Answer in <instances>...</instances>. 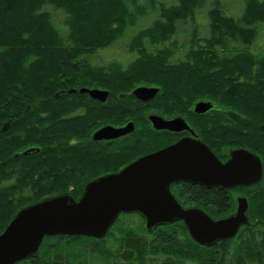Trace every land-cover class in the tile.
I'll return each instance as SVG.
<instances>
[{
	"label": "trees",
	"instance_id": "obj_1",
	"mask_svg": "<svg viewBox=\"0 0 264 264\" xmlns=\"http://www.w3.org/2000/svg\"><path fill=\"white\" fill-rule=\"evenodd\" d=\"M206 1L178 0V4L168 6L160 0H148L145 4L140 1L131 3L129 0H0V169L4 170L5 162L11 157L9 152L13 142L10 135L15 120L20 116L17 112L29 109L36 112V118L43 120L44 115L40 116L38 112L49 111L47 120H51L55 128L54 131L47 130V142L50 144L47 148L52 150L67 144L60 140L59 132H55L67 123H62L63 120L57 123L64 112L65 102H81L90 111L104 110L110 113L105 104L88 95L79 92L71 95L72 89L79 91V86L88 84L85 81L75 82L86 71L95 74L83 78L94 82L99 78L97 82H102L107 89L127 80L132 87L139 82L157 87L160 89L158 96L176 104L177 109H192L197 101L208 100L230 114L241 115L242 121L236 119L237 116L231 119L227 117L224 128L214 126L210 133L212 148H217L215 140L224 136L228 141L233 139L228 142V147L237 148L238 127L246 126L249 134L244 140H250L251 147L240 144L254 149L264 167V56L258 57L253 52L261 25H264V0H248L239 18L227 15L223 7L216 6L207 14L210 35L202 37L194 21L198 17L197 10ZM49 7L64 16L66 33L55 23L52 13L47 10ZM150 11L154 12L152 15H156V19L130 39L128 55L134 57L128 65L125 62H110L108 58L104 65H92L91 57L101 55L104 53L102 51L115 47L119 41L127 38L137 28L139 21L151 14ZM180 23L193 24L184 44H180L178 39ZM115 111L118 120L123 108H116ZM211 114H214L213 117L222 116L220 111L215 110ZM25 115L30 117L29 112ZM22 118V121L28 119L26 116ZM9 124L11 130L7 132L4 127ZM147 124L145 119L144 125ZM137 131L133 133L132 140L141 138ZM49 136L55 139L49 140ZM256 140L257 146L254 148ZM58 156L52 152L51 158L57 159L54 163L56 182L70 173H62L67 164L58 160ZM106 158L111 159L100 156L92 160L103 163ZM180 189L183 207L201 208L215 219L236 210V199L232 196L234 191L188 184H183ZM14 192V188L0 187V198L5 197L8 203ZM83 192L84 189H69L67 185L50 187L41 190L31 202L65 193L79 200ZM248 193L249 224L233 240L222 241L213 247H202L190 238L182 223L158 227L152 233H148L143 226L138 233L133 229L126 230L112 249L115 253L108 249V260L105 261L116 260V254L119 261L125 264H142L152 246L150 238L160 240L163 246L174 252L181 250L180 237L173 235H178L180 227L188 238L190 251H193L191 247L195 249L194 260L192 256L189 257V252L182 251L185 261H199L200 264L208 260L213 261L211 264H264V239L261 244H256L257 248L253 247L257 238L255 229H264V225L261 226L264 224V178L258 188L248 190ZM14 216L12 214L11 220ZM72 239L88 240L81 237L46 238L32 258L19 264H65L67 259H77L78 255L72 249H69L72 251L69 258L64 255L62 245ZM102 243L105 244V240ZM255 250L258 252L255 253ZM182 255L180 258H183Z\"/></svg>",
	"mask_w": 264,
	"mask_h": 264
},
{
	"label": "water",
	"instance_id": "obj_2",
	"mask_svg": "<svg viewBox=\"0 0 264 264\" xmlns=\"http://www.w3.org/2000/svg\"><path fill=\"white\" fill-rule=\"evenodd\" d=\"M94 99L105 101L108 93L81 90ZM159 88L139 87L133 95L141 102L153 100ZM213 104L200 101L196 113L212 110ZM157 130H176L182 119L166 120L152 115ZM134 123L125 127L107 126L94 139L109 140L128 135ZM263 179L260 157L245 149H235L230 159L222 162L203 142L182 139L176 144L148 154L121 171L90 182L79 200L69 193L46 198L20 210L0 234V264H18L32 258L46 238L84 237L102 240L121 215L138 214L145 230L183 223L194 242L203 247L234 239L249 224V201L237 199L236 211L214 219L201 208H184L171 191L181 182L227 191L259 184Z\"/></svg>",
	"mask_w": 264,
	"mask_h": 264
},
{
	"label": "flooded vegetation",
	"instance_id": "obj_3",
	"mask_svg": "<svg viewBox=\"0 0 264 264\" xmlns=\"http://www.w3.org/2000/svg\"><path fill=\"white\" fill-rule=\"evenodd\" d=\"M72 90H75L76 92L72 93L71 95H77L79 92L78 89H72ZM109 91L111 90L110 89L106 90V92L108 93L107 96L108 101H110V97L112 95V93H110ZM87 95L90 98H92L89 94ZM131 95L134 98H136L132 93ZM119 98H121V100H128L129 97L127 98L125 94H120ZM95 101L108 105L107 102H102L99 100H95ZM151 101L140 102V103L148 104ZM200 101H207V100H200ZM207 102H212V101H207ZM212 103L214 105L212 110L203 114L195 112L194 110L195 104L187 115H184L182 113H176V114L174 113L175 116L165 117L161 114L149 112L147 117H145L146 122L148 123L146 126L147 132L144 135H142L141 138L136 143L141 142L140 148L142 150H144L149 146L150 147L159 146V144L162 145L157 150L145 154L146 156L148 154L157 152L168 146L176 144L182 139L199 140L201 142L206 143L215 152V154L220 158L222 162H226L229 159L230 154L228 158L222 159V157H220L218 154V150L219 151L221 150L219 148L218 149L212 148V141L209 132L213 131L214 124L212 122H207V121H211V119H207L206 117L209 114H211L213 110L220 111L222 115L223 114L227 115V112L223 110L222 107L220 108L219 106L217 107V105L214 102ZM90 105L92 106L93 104ZM120 108L121 107L119 106V109ZM126 108L127 107L123 108L122 114L120 115L118 120H116L115 118L116 105L110 108V113H107L104 110L102 112L90 111V109L81 102H73L72 104L65 102L64 112L62 114V117L57 121V123H59L62 120H63L62 123L64 122L67 123L61 126L60 129H57L55 132H59L60 140H62V142L67 144H62L60 146V149H54V150L50 149V147L47 148V145L48 146L50 145L49 142H47V130L50 131L53 128H55L53 127L52 121L49 119L47 120V116H50L49 111L46 110L44 112L42 111L38 112L40 116L44 115L45 119L43 120L36 118V112L28 111L29 109L23 112H17V114H19L20 116L15 120L14 126L12 127V131H11L12 133L10 135L13 142L11 157L5 162L4 170L0 169V187L2 189L14 188L15 189L14 194L15 193L17 194V195L15 194V196L20 195L21 197L30 200V203L27 204L29 206L36 203V201L31 202V200L34 199L35 196L39 195V192L41 190H47V188L50 187L53 188L62 187L65 185H67L69 189H85L86 186L93 180L108 174L115 173L116 171L115 172L106 171L102 175H97L98 173L94 175V172H92L93 169L98 168L101 162L95 163L93 162L92 158L93 157L100 158V156H106V154H110L111 155L110 157L112 159L113 154L107 151H114L115 148H123L131 144L133 141L131 137L134 132L132 134L119 137L117 139H109V140L106 139L96 140L94 139V136L98 131H100L101 129L107 126L121 128L131 123L132 121L127 122ZM27 112L30 113V117L28 115H25L27 114ZM100 114H104L105 116L101 117L99 116ZM152 115L161 116L166 120L182 119L185 121L187 125L184 126L182 123L174 131L157 130L153 127L150 121V116ZM22 116H26L28 117V119L22 121L21 120L23 119ZM238 117H242V116L239 115ZM106 118H108L109 121H105ZM238 120L242 121V118H239ZM206 126H208L209 128H207ZM41 127H43V129H41ZM239 127L240 129H242V125ZM7 128H8L7 131H9L10 129L9 126H7ZM52 131H54V129ZM56 135L57 134L55 133V136ZM52 138L53 136L51 137L49 136V140ZM53 146H57V145H53ZM238 148L245 149L242 145H240ZM247 150L256 153L254 150H250V149ZM53 151L54 153H57L59 155L60 158L58 160L65 161V163L67 164L66 168L65 169L63 168L62 173L70 172L67 177L61 178L57 182L54 173L55 168H51V170L47 169L48 166L47 164L51 165L52 163H55L57 161V159L51 161L52 159L51 155ZM120 154H122V151L119 152L118 155L117 154L115 155L119 156ZM48 178L51 179L49 180ZM63 180H66L67 182H63ZM183 184L194 185L186 182H181L179 184L172 185V189L174 190V192H176L174 193V195L181 205H183V203L180 201L183 194L180 192L181 190L180 188ZM259 185L260 183L252 186H241L236 188L235 190L256 189L258 188ZM194 186H200L208 189L219 188L225 192H228L227 190L220 187H206L201 185H194ZM230 191H234V190H230ZM27 205H25V207H27Z\"/></svg>",
	"mask_w": 264,
	"mask_h": 264
},
{
	"label": "rangeland",
	"instance_id": "obj_4",
	"mask_svg": "<svg viewBox=\"0 0 264 264\" xmlns=\"http://www.w3.org/2000/svg\"><path fill=\"white\" fill-rule=\"evenodd\" d=\"M131 3L135 2V1H140L141 4H145L146 2H148V0H129ZM248 0H207L206 3L204 4V6L202 8H200L198 11V17L197 19L194 21L196 22V24L198 25L200 32H201V36L202 37H208L210 35V20L207 17V14L209 11L213 10L216 6H220L223 7V9H225V12L227 15L229 16H233L235 18H239L241 17V15H243L244 12V8H245V4ZM258 2L260 0H257ZM161 3H163L164 5H176L178 4V0H160ZM219 4H218V3ZM218 4V5H217ZM47 10L52 13L53 17H54V21L55 23L58 25L59 28H61L62 30H65L66 33V27L64 24V16L58 12L57 10H55L53 7H49L47 8ZM155 10V9H154ZM57 11V12H56ZM156 12V10H155ZM150 15L147 16L146 19H141L139 21V24L137 26L136 29H134V31H131L128 35L127 38L119 41L115 47L110 48L108 50L102 51L104 53H102L101 55H95L94 57H91L93 60L92 65L94 66H100V65H104V63L106 62L107 58L108 61H112V62H117V63H123L125 62L126 65H128L129 62H131V60L133 59V57L128 55V44L130 42V39L136 34V32H138V30L143 29V28H147L153 20L156 19V15H152V11H150ZM155 17V18H154ZM193 28V24L192 23H188V24H179V36L178 39L180 41V44H184L187 39L189 38L191 31ZM256 46H255V50L253 49V52L256 56L260 57V56H264V25H261V29L259 31V38L258 41L256 42ZM82 75L80 76L79 79L75 80L76 84L78 83H83L84 81L87 82V85H82L79 86L81 90L85 89V90H101V91H106L109 90L106 87L102 86V82H97L99 81V78L96 80V82L91 81L90 79L83 78V76H88L91 77L93 76L95 73L94 72H82ZM97 74V73H96ZM115 80V79H114ZM127 80V79H126ZM128 81V80H127ZM126 82H121L120 84H117L118 86L116 87H111V91H109L110 93H112L111 97H110V101H103V102H107L108 105H105V107H107L106 109L110 111V108H112L113 106L116 105V108L119 109V106L121 108H126V113H127V122H135V126H136V130L137 133L139 135H144L147 132V127L144 125L145 122V117H147V115L149 114V112H153V113H157V114H161L165 117H169V116H175L174 113H182L184 115H187L189 113V111L191 109H184V108H180L177 109L176 104H174L173 102H167L163 99H161L162 97L157 96L154 100H152L150 103L148 104H143L140 103L141 101L138 102V100L136 98H134L131 95V92L134 91L135 89L139 88V87H153L149 84H145L142 82L136 83L134 84V87H132L133 85ZM90 82V83H89ZM93 82V83H91ZM89 93H81V95H87ZM120 94H125L128 98V100H121V98H119ZM90 95V94H89ZM114 97V99H113ZM158 98V99H157ZM83 102V101H82ZM128 103V104H127ZM174 107V108H173ZM165 113V114H162ZM214 114H209L206 118L207 119H211V121H207V122H212L214 124V126L216 125H220L221 128H224L226 126L227 123V117L231 118H235V116H237L236 119L242 118V117H238L239 115L236 114H230L227 113L223 114L222 116H215L213 117ZM100 116H105L104 114H100ZM141 119V120H140ZM105 121H109L108 118H106ZM126 122V123H127ZM140 123V124H139ZM43 125V124H42ZM7 126V125H6ZM10 130H11V126L10 124L8 125ZM207 128H209L208 126H206ZM246 127V126H245ZM242 127V129H240V127H238V137L237 142L238 145H242L245 144L249 147H251V145L249 144L250 140H244L246 138H248V134H249V128L248 127ZM5 130H7V127H4ZM38 128V127H37ZM41 129H43V127H41ZM214 129V127H213ZM9 130V131H10ZM8 132V131H7ZM203 133V132H202ZM212 133V132H209ZM203 136V135H202ZM138 139H134L132 141L131 144L123 147V148H115L114 151H107L111 154H113V158L109 159L106 158L103 160V163L99 164L98 168L93 169L92 172H94V175L96 173H100V172H106V171H120L123 168H125L126 166L130 165L131 163L135 162L136 160H138L139 158H141V156H145V154L150 153L152 151L157 150L158 148H160L162 145L159 144V146H149L147 148H145L144 150H142L140 147V143H136ZM236 139L234 141H236ZM40 140V139H38ZM232 140H227V137H223L220 139H216L215 143L217 145V149L219 148L221 151L218 150V154L220 157H222V159H226L229 157L230 152L233 149H239L238 147H228V142H231ZM242 143V144H240ZM256 143L257 140L255 141L254 144V148H256ZM38 145V144H36ZM245 149H250V150H254L251 149L247 146L242 145ZM216 149V150H217ZM12 150V145H11V149ZM122 151V154H120L119 156H116L115 154H119V152ZM255 151V150H254ZM256 152V151H255ZM11 153V152H9ZM257 153V152H256ZM257 155H259L257 153ZM106 156L110 157V154H106ZM104 156V157H106ZM124 156V157H123ZM260 156V155H259ZM59 157V156H58ZM56 160L54 157L51 159V161ZM47 169L51 170V168H54V163H52L51 165L47 164ZM102 175V174H101ZM255 191V190H252ZM176 193V192H175ZM16 194V193H15ZM15 194L13 196H11L9 198L8 204L3 198H0V232H2L4 229H6L8 227V225L11 223V221L14 219V214L18 213V211H20L22 208L25 207V205L30 203L29 199H26L24 197L19 196H15ZM17 195V194H16ZM233 197L236 199L238 196L242 195V196H246L248 199L249 198V193L248 190H237L232 192ZM23 206V207H22ZM28 206V205H27ZM20 207H22L21 209H19ZM12 214H13V219L12 218ZM11 220V221H10ZM10 221V223L7 224V222ZM7 224V225H6ZM264 224H261V226ZM6 226V227H5ZM143 226H144V222L143 219L138 216V215H124L121 216L118 220V222L114 225V227L110 230V232L108 233L107 237L103 240H105V244L102 243L103 240H92L91 238H88V240H70V241H66L65 243H63L62 246L64 249V255H66L68 258L71 254V252H76V254L78 255L77 259H71L69 261V259L66 260L65 264H106V263H111V264H116V262H119V264H125L123 261H119L120 259H118V255H114L116 260H114V258L111 261H105L108 260V253L107 251H111L113 247H116V243L118 242V240L121 239V237H123V234L126 230L129 229H133L136 230V232H141L143 230ZM260 226V227H261ZM5 227V228H4ZM178 235L174 234L176 237H180L179 238V242L182 245V249L181 250H177V251H173L172 249L163 246L160 243V240L156 239V238H150L152 246L150 248V252H148V254L146 255V257H144L142 264H200V262H192V260L188 261L186 259V257H184L181 253L182 251L184 252H189L190 256H192L191 258L194 260L193 258V254L195 252L194 247H191L193 249V251H190L189 248V242L187 241V237L184 233V231H182V229H180V227L178 228ZM4 232V231H3ZM2 232V233H3ZM0 233V234H2ZM255 235L257 236V238H255V245L253 247L256 246V244L260 243L263 241L262 238L264 239V229L262 228L260 230V228H256L254 231ZM258 234H260L258 236ZM174 236V237H175ZM251 237H249L250 239ZM247 239V240H249ZM98 241V242H97ZM257 248V246L255 247ZM69 249H72V251H70ZM109 249V250H108ZM258 251L255 250V253H257ZM44 253H47L44 250ZM113 254L115 252H112ZM234 253V251H232V254ZM177 254V257H176ZM69 255V256H68ZM182 255L183 258H180V256ZM188 257V258H189ZM211 257V256H210ZM207 257V258H210ZM211 260V259H210ZM103 261V262H102ZM213 261H206L204 264H211Z\"/></svg>",
	"mask_w": 264,
	"mask_h": 264
}]
</instances>
